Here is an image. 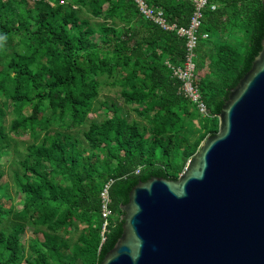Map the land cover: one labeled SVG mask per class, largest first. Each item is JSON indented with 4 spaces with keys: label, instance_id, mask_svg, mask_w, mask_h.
I'll return each mask as SVG.
<instances>
[{
    "label": "trees",
    "instance_id": "trees-1",
    "mask_svg": "<svg viewBox=\"0 0 264 264\" xmlns=\"http://www.w3.org/2000/svg\"><path fill=\"white\" fill-rule=\"evenodd\" d=\"M71 1L0 0V158L14 142L19 148L16 138L30 139L10 169L22 209L0 172V264H101L122 235L132 188L152 177L179 178L202 142L219 132L230 91L262 50V0L209 1L199 29L209 38H200L195 58L204 116L167 64L185 61L186 38L146 19L135 0ZM146 2L169 23L189 27V0ZM73 5L103 23L91 25ZM105 86L118 88L130 109L100 101ZM101 110L112 116L90 120ZM197 120L203 133L193 141ZM110 181L104 230L101 192ZM26 223L44 236L31 240L28 254L21 243ZM74 227L82 232L66 254L71 245L62 235Z\"/></svg>",
    "mask_w": 264,
    "mask_h": 264
},
{
    "label": "water",
    "instance_id": "water-1",
    "mask_svg": "<svg viewBox=\"0 0 264 264\" xmlns=\"http://www.w3.org/2000/svg\"><path fill=\"white\" fill-rule=\"evenodd\" d=\"M218 118L177 180L132 188L101 264H264V39Z\"/></svg>",
    "mask_w": 264,
    "mask_h": 264
},
{
    "label": "built area",
    "instance_id": "built-area-1",
    "mask_svg": "<svg viewBox=\"0 0 264 264\" xmlns=\"http://www.w3.org/2000/svg\"><path fill=\"white\" fill-rule=\"evenodd\" d=\"M194 6V12L190 20L188 28L178 27L176 24H171L167 21L164 12L158 8L150 7L146 0H135L139 7L140 13L148 20L159 25L165 31H175L178 36L187 39L186 43V59L181 65L172 66L168 62V66L173 71V75L183 82L182 91L185 96L190 98L191 101L197 106L200 114L206 116L207 107L203 102L198 86L196 84L197 76V65L195 62L196 48L198 46L200 38L208 39L207 33L199 35V29L202 26L204 12L209 6L210 0H189ZM211 10L216 9V5L210 6ZM112 184L110 181L105 185L101 192L102 200V216L105 219L104 230L108 224V220L112 215L110 209L111 198L109 195V189Z\"/></svg>",
    "mask_w": 264,
    "mask_h": 264
},
{
    "label": "rangeland",
    "instance_id": "rangeland-1",
    "mask_svg": "<svg viewBox=\"0 0 264 264\" xmlns=\"http://www.w3.org/2000/svg\"><path fill=\"white\" fill-rule=\"evenodd\" d=\"M71 0H62V4H64V6L66 7L67 5H72ZM53 4V3H52ZM74 6V5H73ZM73 11H77L78 14H80V17L83 19H88L91 25H94L96 27L97 24H102L103 20L98 19V18H93L90 14L82 12H79V7L78 6H74V8L72 9ZM118 28H123V26L118 27ZM205 71H207V68H205L203 71H201L200 74H203ZM99 100L100 101H105L108 103L109 106H111L112 103L117 104L119 107L122 108V111H128L130 109L129 106L126 105L124 99L122 98L121 94L119 93V89L118 88H114V87H110V86H105L102 87L100 90V94H99ZM112 116V113L109 111L108 114H105L104 110H101L99 112H96L95 114L90 115V120L92 119H98L100 117V119H106ZM133 117L138 118L136 114H133ZM203 119V118H202ZM12 120V116H8L5 126H6V132L9 133V126H10V122ZM140 120V119H138ZM143 120V119H141ZM201 125H200V120H197L194 122V130L190 133V138L193 141H197L200 138V134L203 133V131L201 130ZM14 134L12 133L11 136H13ZM79 137L81 138V140L85 141L84 138V134L81 133L79 135ZM209 138V136L207 137V139ZM17 141V145H18V149L15 147V142L13 143V146L15 147V149L12 151L13 146L12 147H8L7 150H5L6 152L2 155V157L0 158V172L3 171L5 173V177L4 180L6 181L5 183H7L8 187L7 190H9L11 197L14 199V201L12 200L13 204L15 205V207L17 208V210H20L23 208V194L20 191H17V189L15 188L14 182L12 180H14L13 174L11 172V166H13V169L15 170L17 168V166L14 165L15 162L18 161V154H17V150H19L20 152L24 151V148L26 146V144H28V142H30L29 136L28 135H23L21 137H18L15 139ZM204 142V141H203ZM202 142V143H203ZM202 145V144H201ZM2 194V193H1ZM27 224V223H26ZM25 232L24 234L21 236V243H22V248L25 251L26 254H28V251L31 250L30 248V242L32 239H34L35 241H38L39 243L41 241L44 240V236L43 233H37L35 234L34 230H35V226H31L28 225L25 228ZM72 233L65 237H63L64 235H62V239L64 241L68 240L70 243V248L65 252L66 254H69L71 252V247L74 245L75 242L78 241V238L82 232V227L80 228H73V230L71 231ZM83 262V261H82ZM22 264H26L24 261Z\"/></svg>",
    "mask_w": 264,
    "mask_h": 264
},
{
    "label": "bare ground",
    "instance_id": "bare-ground-1",
    "mask_svg": "<svg viewBox=\"0 0 264 264\" xmlns=\"http://www.w3.org/2000/svg\"><path fill=\"white\" fill-rule=\"evenodd\" d=\"M207 41V40H206Z\"/></svg>",
    "mask_w": 264,
    "mask_h": 264
}]
</instances>
